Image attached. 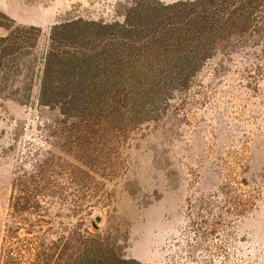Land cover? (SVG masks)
Instances as JSON below:
<instances>
[{"label": "rangeland", "instance_id": "obj_1", "mask_svg": "<svg viewBox=\"0 0 264 264\" xmlns=\"http://www.w3.org/2000/svg\"><path fill=\"white\" fill-rule=\"evenodd\" d=\"M197 1L0 0V256L264 264V0Z\"/></svg>", "mask_w": 264, "mask_h": 264}, {"label": "trees", "instance_id": "obj_2", "mask_svg": "<svg viewBox=\"0 0 264 264\" xmlns=\"http://www.w3.org/2000/svg\"><path fill=\"white\" fill-rule=\"evenodd\" d=\"M197 5L195 6V10L193 11V14L198 13V11H202L205 15L204 20L205 22L209 23V21L213 20V18H217L219 16L218 13H220V10L217 9L216 3H213L212 5L205 6L204 3H202L200 0L197 1ZM219 6V4H218ZM231 5L230 7H232ZM214 8L216 10H214ZM238 11V9H237ZM225 13H222L221 15H224ZM212 15V17H210ZM221 19L219 17L215 20V24H218ZM202 22V21H200ZM214 21L210 22V24H213ZM198 26V29L194 32V36L198 37V39L201 37V35H206V25H200L195 24V29ZM191 27V26H190ZM186 32L188 33L189 30L186 29ZM201 39V38H200ZM56 50L55 48L51 49L48 57H47V66L50 67V64H52V59L55 57ZM57 55V54H56ZM209 56H206L205 58H208ZM46 86V85H45ZM46 91V89H44ZM238 197V203H237V211H242L241 204L244 202L242 198L240 199V195ZM242 197V196H241ZM30 199H27L25 201L24 207H30L32 208L33 204L29 202ZM246 205V201H245ZM90 235L93 238V244L86 249L84 252H76L75 256L73 257V264H142L136 259L133 258H127L124 256V254L121 252V247L118 245L117 241H114L109 245H106L101 242V239L98 235V233H90ZM26 246V245H25ZM21 248L19 251L17 249L19 247L14 246H5V248L1 251L4 254L0 256V264H17L14 263V257L12 252H30L31 255H33V252H35V249L37 246H32V244H28L26 246L27 249H25L23 246H20ZM80 250V249H79ZM31 260V259H30Z\"/></svg>", "mask_w": 264, "mask_h": 264}, {"label": "water", "instance_id": "obj_3", "mask_svg": "<svg viewBox=\"0 0 264 264\" xmlns=\"http://www.w3.org/2000/svg\"><path fill=\"white\" fill-rule=\"evenodd\" d=\"M101 220H102V217H101V216H96V217H95V221H96V223H94V227H95V229H99V226H98L97 223H100Z\"/></svg>", "mask_w": 264, "mask_h": 264}]
</instances>
